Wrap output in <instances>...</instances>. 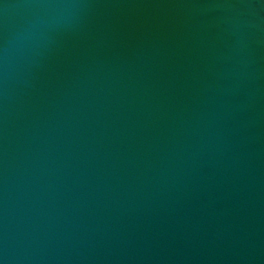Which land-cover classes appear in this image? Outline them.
<instances>
[{
	"label": "water",
	"instance_id": "obj_1",
	"mask_svg": "<svg viewBox=\"0 0 264 264\" xmlns=\"http://www.w3.org/2000/svg\"><path fill=\"white\" fill-rule=\"evenodd\" d=\"M0 264H264V0H0Z\"/></svg>",
	"mask_w": 264,
	"mask_h": 264
},
{
	"label": "clouds",
	"instance_id": "obj_2",
	"mask_svg": "<svg viewBox=\"0 0 264 264\" xmlns=\"http://www.w3.org/2000/svg\"><path fill=\"white\" fill-rule=\"evenodd\" d=\"M65 7H72L71 5H67V6H65Z\"/></svg>",
	"mask_w": 264,
	"mask_h": 264
}]
</instances>
